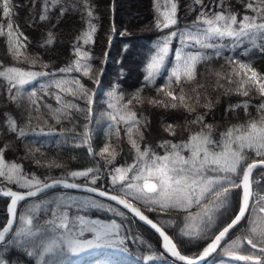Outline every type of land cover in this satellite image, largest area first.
<instances>
[{
	"label": "trees",
	"instance_id": "1",
	"mask_svg": "<svg viewBox=\"0 0 264 264\" xmlns=\"http://www.w3.org/2000/svg\"><path fill=\"white\" fill-rule=\"evenodd\" d=\"M165 1L140 0L141 7L135 9L134 16H131L133 7L128 4L129 0H10V18L4 17L0 11V71L18 67L24 71L55 74L38 77L23 88H11L9 81L0 77V151L5 161L20 165L21 177L31 179L35 176L43 182L64 178L85 184L87 182L83 178L74 180L68 173L93 168L100 177L95 186H103L113 192L107 173L115 166L131 165L136 160L135 151L128 140V127H132V138L141 150L147 146L156 155H163L164 150L158 147L162 141L178 143L203 127L192 123L198 114L204 115V124H211L214 134L264 115L257 111L258 105L264 103L258 94L253 91H250L249 97L235 94L239 82L244 78L243 73L238 65L230 64L226 59L234 58L242 63H250L259 73L264 74V39L259 36L242 41L231 38L211 41L216 44V48L204 50L212 58L198 65L196 81L182 82L186 97L184 102L195 108V112L190 113L180 107L165 109L148 102L163 99L170 104V99L158 93L157 89L165 84V77L174 64L176 50H200L194 42L191 48H183L179 36L173 38L170 41L171 51L164 66L155 75L154 83H146L148 64L157 54L165 36L172 31L180 33L188 29H193L192 34L195 36L193 22L201 12L210 18L223 11L226 15H237L238 20L248 15L256 17L257 22H261L260 17L264 15V11L260 14L256 11L264 10V0H200L199 3L197 0H169L177 4L178 22L171 28L161 30L156 22L163 19ZM248 3L253 4V9L247 8ZM88 11L92 12L91 18L87 15ZM126 14L128 17L124 18ZM42 15L47 18L41 20ZM89 22L96 28L94 43H85L83 38L89 30ZM8 23L13 25L14 37L17 33L27 37L26 41L21 38L26 47L20 48L19 54L12 48L15 39L9 40L6 35ZM77 49L80 50L79 56ZM217 50L221 53L219 57L215 55ZM84 53L88 54V58H83ZM78 58L82 64L90 66L88 76L83 75V70L65 73L58 71L73 66ZM76 79L91 94V104L86 103V99L73 85ZM228 80L233 83L229 84ZM57 81H67L62 88L72 87L76 95L58 89L55 86ZM227 89H231V94H225ZM32 92L36 93L32 99L37 104H32L29 99ZM57 95L61 97L60 101L56 100ZM196 97L199 98L198 103L195 102ZM244 101L248 102L247 112L243 108L228 110L231 105ZM209 102L210 107L205 108L204 105ZM72 105L78 106L79 110ZM57 109L60 111L57 112ZM131 112L136 113L139 121L136 125L125 122ZM112 116L117 119L113 121ZM12 120L29 135L19 137L12 133L9 128ZM169 124L177 133L175 137L164 131ZM86 131L90 137L87 142ZM106 145L115 149L117 154L112 165H108L99 155ZM88 147L92 148L91 154ZM247 155L248 162L256 158L251 151ZM252 184L254 195L250 214L231 230L220 250L203 264L219 261L221 264H249L228 257L224 251L237 238L242 243L232 248L235 254L261 255L247 245L246 238L253 236V227L258 231L264 230V213L260 212L264 208V168H257L253 172ZM3 187L26 190L0 177V188ZM114 193L121 195L119 192ZM84 195L69 188L57 187L21 202L18 214L33 217L34 235L25 240L16 238L12 232L8 236L11 242L6 241L0 245V258L5 260V264H67L60 263L61 254L68 251L65 238L61 237L60 229L49 223L54 221L59 224L60 216L67 211L70 221L78 222L77 217L83 215L105 222L115 220L120 224L122 235L126 237V255L121 258L122 264H155L146 261L145 257L159 254L164 257L160 264H184L170 257L162 248L160 236L132 214L113 204L108 206L118 209L124 215H117L106 207H91L83 202ZM7 200L0 196V226H4L8 218ZM132 201L173 237L183 255L193 258L200 255L211 239L234 218L237 207L234 192L229 203L215 212L212 224L199 237H189L181 234V229L195 233L203 228L201 222H197L194 230H189L192 219L185 220L186 213L172 209L160 211L158 206L140 200ZM74 202L82 206L78 207ZM191 211L194 215L203 209L193 207ZM16 239L21 242L15 243ZM53 241L57 243V253L43 252L44 247ZM9 249L14 250L8 254ZM28 252L43 253V260L39 255H28ZM103 254L101 252L99 256Z\"/></svg>",
	"mask_w": 264,
	"mask_h": 264
},
{
	"label": "snow or ice",
	"instance_id": "2",
	"mask_svg": "<svg viewBox=\"0 0 264 264\" xmlns=\"http://www.w3.org/2000/svg\"><path fill=\"white\" fill-rule=\"evenodd\" d=\"M199 3L200 0H197ZM248 9H253V4H247ZM0 11L6 18H10L12 9L10 7V0H2ZM46 11V9H45ZM260 14L261 9H256ZM177 4L171 2L169 10L163 13V19H158L156 26L163 29H168L177 24L176 19ZM88 17H92V12L88 11ZM46 15L40 17L41 20L46 19ZM261 22H257L256 17L244 15L242 19L238 20L235 14H225L221 11L214 14L212 17H206L203 12L199 14L197 20L194 21V30L196 35L193 36V29L185 30L184 32L172 31L165 36L158 52L151 58L148 64V73L145 77L146 83H154V77L164 66L167 55L170 53V41L179 36L180 44L183 48H191L193 42L199 47V51H182L178 48L174 55V65L169 70L165 77V84L157 89V92L170 99L171 103L167 104L163 99L150 100V104L154 106L163 107L165 109H177L178 107L192 113L195 108L185 103L183 83L194 82L197 79L198 65L210 60L212 57L205 54V49L216 48V44L211 41L214 39L223 40L224 38H231L234 41H242L243 39H251L253 36H259L264 39V15H261ZM8 32L6 33L9 40L15 39L12 48L19 54V49L26 47V44L21 42V38L26 41L27 37H23L21 33H17L14 37L13 25L7 24ZM96 28L89 22V30L84 34V42L94 43V33ZM2 34V33H0ZM51 43V41H49ZM79 56L80 50H76ZM215 55L219 57L221 53L217 50ZM83 58H88V54L84 53ZM230 64L238 65L239 70L243 73V79L239 82L235 94L243 97H249L250 91L258 94L264 100V74L259 73L250 63H242L234 58H226ZM35 64V60L32 61ZM83 75L88 76L90 73V66L81 63V59H77L73 66L69 68H61L58 71L61 73L81 71ZM235 71V69H233ZM55 75L45 71H24L18 67H8L4 71H0V77H5L11 88H23V86L35 81L38 77ZM219 76V73H217ZM239 75V73H237ZM229 84L233 81L228 80ZM67 81H57L56 87L69 94L76 95L72 87L62 88V85ZM73 85L77 88L79 93L86 99L87 104H91V94L84 89L80 84L79 79L73 81ZM223 88V85H220ZM195 91V89H194ZM179 93V95H178ZM225 94H231V89L225 90ZM35 92L30 93L29 99L32 104H37L35 99ZM15 99V97H13ZM61 97L56 96V100L60 101ZM195 102H199V98H194ZM179 101V104L177 103ZM131 103V101H129ZM72 107L78 106L72 105ZM116 107L115 104L112 105ZM205 108L210 107V102L204 105ZM236 108H243L245 112L248 109V102L231 105L228 110L234 111ZM57 112L60 109L56 110ZM257 111L264 113V103L257 107ZM111 119L115 121L116 116ZM123 119V117H121ZM204 115H197L192 121L194 124L203 125L199 131L191 133L186 140L178 143H173L171 140L162 141L158 147L164 150L163 155H156L147 146L141 150L137 145L136 140L132 138V127H128V140L131 148L135 151L136 160L131 165L115 166L107 173L108 180L112 186L113 192H119L121 195L112 194L107 190H101L96 187L98 179L97 170L87 168L86 170L72 171L68 173L74 180L83 178L87 183L78 184L75 182L68 183L66 180H52L51 183L43 182L39 178L33 176L20 177V165L11 164L5 165L3 152L0 151V177L6 179L18 187L26 189V191H13L10 188L0 192V195L8 198L6 202V211L8 218L5 225L0 226V244L4 242H11L8 240V234L14 232L16 238H24L34 235L33 232V217L31 215L18 216L17 206L20 202L25 201L31 197L37 196L39 193L55 187L56 185H63L67 188H86L87 191L97 193L99 197H105L109 201L116 202V204L123 206L131 214L137 217L140 221L145 222L152 229H154L162 238V248L179 261L187 262V264H197V260H204L213 254L220 247L222 241H225L230 230L236 228L246 215L250 214V201L253 198L252 191V173L258 167H264V115L259 119L247 121L244 124L232 125L224 129V131L215 133L211 124H204ZM126 123L136 125L139 121L136 119V113L129 114ZM10 131L17 134L19 137L29 135L23 127L16 124L12 120L9 124ZM170 136L177 135L173 126L169 124L165 129ZM86 142L90 139L87 131L85 132ZM39 151V149H37ZM254 153L256 158L249 161L247 152ZM89 154L92 153V148L88 147ZM187 152L188 155H182ZM99 155L104 159L108 165H112L116 159L115 149L110 145L102 148ZM38 163V162H37ZM235 177V178H233ZM92 186H88V185ZM34 189V190H32ZM238 190V191H237ZM236 194V213L231 222L223 227L218 232L211 242L203 248L201 255L195 259L182 255L177 249L176 243L173 241L163 228L159 227L148 216L131 203V200H140L146 204L158 206L160 211H167L169 209L181 211L187 215L185 220H191L193 207L203 209L197 215L200 218L203 228L198 229L195 233L181 229V234L185 236L199 237L201 233L209 227L213 222L215 212L226 206L231 200L233 193ZM77 203V202H74ZM90 206L103 207L102 203H97L95 199L89 201ZM77 206L82 205L77 203ZM108 211L116 212L117 215H124L123 212L116 208L109 206ZM151 210V209H150ZM264 213V208L260 209ZM19 220L21 226L18 230L15 224ZM77 221H70L68 212L65 211L60 216V223L56 224L54 221V228L61 230V234L65 238L67 250L72 254H80L82 252L98 247H121L125 243L126 237L122 235V226L115 220L104 222L98 219L86 220L83 217H77ZM85 232L92 233L91 239H83ZM253 236L246 238V243L254 251H258L261 255L248 254L237 255L232 251V248L239 247L242 243L240 238L232 241L230 247L224 249L229 257L238 261L249 262V264H264V230L258 231L252 228ZM19 239L15 243H20ZM55 241L49 243L44 247L43 252L53 251ZM2 250V249H0ZM14 249H9V253ZM28 255H39L43 260V253L28 252ZM154 255H149L145 259L151 261L157 259ZM0 264H5V260L0 258Z\"/></svg>",
	"mask_w": 264,
	"mask_h": 264
},
{
	"label": "rangeland",
	"instance_id": "3",
	"mask_svg": "<svg viewBox=\"0 0 264 264\" xmlns=\"http://www.w3.org/2000/svg\"><path fill=\"white\" fill-rule=\"evenodd\" d=\"M128 4L131 7H133L131 9V12H132L131 13V16L132 15L134 16V14H136L135 9L137 7H139V6L141 7L140 0H129V3ZM170 6H171V2L169 0H166L165 1V9H164V12L166 10H169L170 9ZM127 17H128V14L124 15V18H127ZM172 67L173 66H171V68ZM182 155L187 156L188 153L187 152H183ZM4 163H5V165H8V166L11 165L7 161H5V159H4ZM19 176H20V173H19ZM83 198H84V201L83 202L85 204L89 205V206H90L89 201L92 200V199H95L97 203H100L96 199V197L91 196V195H88V194L84 195ZM91 207H94V206H91ZM18 216H20V215L18 214ZM192 216H193V218L191 220V223H190V226H189V230H194L196 228V226H197V222H201L200 221V218H199V216L197 214H194ZM80 217H83V215H80ZM83 218H85L86 220H89V219L90 220H96V218H91V217H83ZM15 226H16V229L18 230V228L21 226V222L19 220H17ZM92 235L93 234L90 233V232H85V234H84L83 237H87L88 239H91L92 238ZM61 237L64 238L63 235ZM56 244L57 243L55 242V244L53 245V251H51V252H55L56 250H58L57 246H55ZM124 246H125V243L121 247H98V248H93L91 250L82 252L80 254H72L69 251H65L63 254H61L60 263H63L64 262V263H67V264H122L123 259H121V258H124L125 255H126V251H125V247ZM101 252H103L104 254L102 256H99V254ZM56 253H57V251H56ZM154 256L159 257L157 259L151 260L155 264H160L163 261V258H164L163 257V254L154 255ZM146 261H149V260L146 259ZM210 262L211 261H209V263ZM215 264H221V263L219 261V262H217Z\"/></svg>",
	"mask_w": 264,
	"mask_h": 264
},
{
	"label": "water",
	"instance_id": "4",
	"mask_svg": "<svg viewBox=\"0 0 264 264\" xmlns=\"http://www.w3.org/2000/svg\"><path fill=\"white\" fill-rule=\"evenodd\" d=\"M258 168H264V167H258ZM56 180H60V179H56ZM63 180H66L68 183H72V182H74V181H71V180H69V179H64L63 178ZM251 180H252V177H251ZM47 183H51V181L50 182H47ZM75 183H77V182H75ZM78 184H81V183H78ZM88 186H92V185H88ZM57 187H64L63 185H56L55 187H52V188H49V189H47V190H45V191H43V192H41V193H39L37 196H39L40 194H42V193H44V192H46V191H48V190H51V189H54V188H57ZM65 188H67V187H65ZM69 189H72V190H75V191H78V192H82V193H87V194H91V195H94V196H98V194L97 193H93V192H89V191H87L86 190V188H84V187H81V188H75V189H73V188H69ZM101 190H104V189H102V188H100ZM32 190H34V189H32ZM252 191H253V185H252ZM2 192V191H1ZM22 192V191H21ZM111 193V192H110ZM112 194H114V193H112ZM37 196H34V197H37ZM34 197H31V198H34ZM99 197V196H98ZM31 198H29V199H31ZM100 198H103V199H106V200H108L107 198H105V197H100ZM109 201V200H108ZM23 202V201H22ZM111 202H113V201H111ZM21 203V202H20ZM20 203H19V205H20ZM114 203H116V202H114ZM132 203V202H131ZM19 205L17 206V214H18V210H19ZM133 205L134 206H136V207H138L137 205H135L134 203H133ZM250 205H251V201H250ZM120 206V205H119ZM120 207H122L123 208V206H120ZM139 208V207H138ZM142 212H143V214L144 215H146V216H148L141 208H139ZM127 212H129L127 209H125ZM130 213V212H129ZM131 214V213H130ZM133 215V214H132ZM134 216V215H133ZM247 216V215H246ZM135 217V216H134ZM137 218V217H136ZM148 218L149 219H151V220H153L151 217H149L148 216ZM138 219V218H137ZM139 220V219H138ZM142 223H144L145 225H147L145 222H143V221H141ZM153 222L154 223H156L159 227H161V228H163L159 223H157L155 220H153ZM231 222V221H230ZM229 222V223H230ZM149 228H151L149 225H147ZM227 226V225H226ZM225 226V227H226ZM152 229V228H151ZM156 234H158L154 229H152ZM163 230L170 236V237H172L164 228H163ZM230 232H231V230H230ZM229 232V233H230ZM10 234V233H9ZM8 234V235H9ZM159 235V234H158ZM161 238V237H160ZM162 239V238H161ZM173 239V238H172ZM173 241H174V239H173ZM175 242V241H174ZM223 242V241H222ZM222 244V243H221ZM177 245V244H176ZM177 249L179 250V248L177 247ZM219 249V248H218ZM218 249H217V251H218ZM180 251V250H179ZM216 251V252H217ZM166 252V251H165ZM215 252V253H216ZM167 253V252H166ZM181 253V252H180ZM215 253H213V254H210V256L209 257H206L204 260H197V264H203L205 261H207V260H209ZM167 254H169V253H167ZM182 254V253H181ZM170 255V254H169ZM183 255V254H182ZM201 255V254H200ZM171 256V255H170ZM198 257V256H197ZM174 260H176V261H179L178 259H176V258H174V257H172ZM191 258H193V257H191ZM196 257H194L193 259H195ZM179 262H182V263H184V264H187V262H184V261H179Z\"/></svg>",
	"mask_w": 264,
	"mask_h": 264
},
{
	"label": "bare ground",
	"instance_id": "5",
	"mask_svg": "<svg viewBox=\"0 0 264 264\" xmlns=\"http://www.w3.org/2000/svg\"><path fill=\"white\" fill-rule=\"evenodd\" d=\"M257 169V168H256ZM256 169H254L253 170V172L256 170ZM253 174V173H252ZM253 185V184H252ZM97 187V186H96ZM11 189V190H13V191H26V190H16L15 188H12V187H3V188H0V192L1 191H4V190H8V189ZM98 188H102V189H104V190H106L103 186H100V187H98ZM108 191V190H107ZM110 192V191H109ZM111 193H114V192H111ZM85 194H87V193H85ZM114 194H116V193H114ZM41 195V194H40ZM88 195H91V194H88ZM117 195H119V194H117ZM0 196H2V195H0ZM91 196H94V195H91ZM94 197H96V199L100 202V203H102L104 206L103 207H106V208H108L109 206V204H113V205H115V206H118V207H120L118 204H116V203H114V202H111V201H108V200H106V199H103V198H100V197H98V196H94ZM35 198V197H34ZM32 199V198H31ZM28 200V199H27ZM103 200V201H102ZM105 201V202H104ZM252 201H253V198H252ZM252 201H251V204H252ZM131 202L132 203H134L135 205H137L134 201H132L131 200ZM138 206V205H137ZM139 207V206H138ZM250 207H251V205H250ZM120 208H122V207H120ZM140 208V207H139ZM122 209H124V208H122ZM142 209V208H141ZM125 210V209H124ZM143 210V209H142ZM144 211V210H143ZM145 212V211H144ZM146 213V212H145ZM147 214V213H146ZM148 215V214H147ZM149 216V215H148ZM136 218V217H135ZM137 219V218H136ZM140 221V220H139ZM16 225V224H15ZM16 227V226H15ZM173 238V237H172ZM175 241V240H174ZM6 242H4V243H2V244H5ZM175 243H176V241H175ZM2 244H0V245H2ZM177 244V243H176ZM222 244H223V242H222ZM222 244L220 245V247H219V249H218V251L220 250V248H221V246H222ZM178 247V246H177ZM217 251V252H218ZM181 252V251H180ZM216 252V253H217ZM215 253V254H216ZM239 255H241V254H239Z\"/></svg>",
	"mask_w": 264,
	"mask_h": 264
}]
</instances>
